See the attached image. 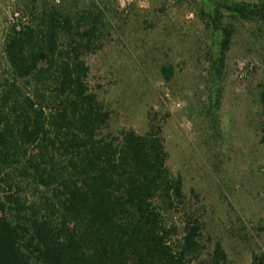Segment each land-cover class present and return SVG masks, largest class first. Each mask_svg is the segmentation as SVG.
Returning <instances> with one entry per match:
<instances>
[{
	"label": "trees",
	"instance_id": "16d2710c",
	"mask_svg": "<svg viewBox=\"0 0 264 264\" xmlns=\"http://www.w3.org/2000/svg\"><path fill=\"white\" fill-rule=\"evenodd\" d=\"M83 1L42 0L29 22L5 39L0 264H228L221 241L203 258L198 215L178 224L186 205L184 179L168 167L156 118L150 116L144 134L133 128L102 133L111 112L91 87L86 59L105 47L115 27L99 2ZM226 9L264 23V0ZM221 19L218 10L214 22L224 37L213 59L215 110L233 39ZM174 72L162 67L167 82ZM260 98L264 144V91ZM251 259L264 264V250H254Z\"/></svg>",
	"mask_w": 264,
	"mask_h": 264
},
{
	"label": "rangeland",
	"instance_id": "374dc122",
	"mask_svg": "<svg viewBox=\"0 0 264 264\" xmlns=\"http://www.w3.org/2000/svg\"><path fill=\"white\" fill-rule=\"evenodd\" d=\"M41 1L0 0V76L9 70L7 35L14 26L27 24ZM95 1L115 27L105 47L86 59L91 87L111 112L102 133L133 128L144 134L150 116L155 117L163 126L168 167L184 179L180 228L186 215H198L204 224V259L221 241L228 264H252V252L264 250V144L259 134L264 23L226 8L257 0ZM218 10L221 26L232 28L233 39L215 110L213 59L224 37L214 22ZM164 66L175 71L169 82Z\"/></svg>",
	"mask_w": 264,
	"mask_h": 264
}]
</instances>
